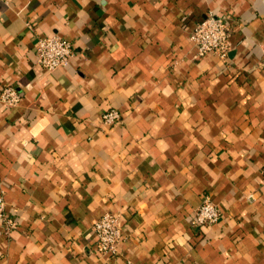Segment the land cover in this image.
I'll use <instances>...</instances> for the list:
<instances>
[{
  "label": "crops",
  "instance_id": "0c3cea01",
  "mask_svg": "<svg viewBox=\"0 0 264 264\" xmlns=\"http://www.w3.org/2000/svg\"><path fill=\"white\" fill-rule=\"evenodd\" d=\"M208 13L226 59H195ZM73 43L48 71L39 37ZM0 264H264V0H0ZM117 109L122 120L104 125ZM220 209L195 225L206 197ZM123 218L116 254L93 223Z\"/></svg>",
  "mask_w": 264,
  "mask_h": 264
},
{
  "label": "built area",
  "instance_id": "2783aa9c",
  "mask_svg": "<svg viewBox=\"0 0 264 264\" xmlns=\"http://www.w3.org/2000/svg\"><path fill=\"white\" fill-rule=\"evenodd\" d=\"M235 21L222 15L208 13L194 27L190 39L195 45V59L215 53L226 59L231 49V36L237 29ZM73 43L60 35L42 36L38 38L36 55L38 63L48 71H54L67 65L74 56ZM22 99L21 93L14 87L0 89V102L8 107L17 106ZM122 115L117 109H108L102 115L104 125H115L121 122ZM262 185L264 187V168L262 169ZM220 209L208 196L195 211L193 224H213L220 219ZM17 222L5 211V203L0 198V228L10 233ZM93 231L97 237V251L100 254H116L122 242L123 218L120 213H105L93 223Z\"/></svg>",
  "mask_w": 264,
  "mask_h": 264
}]
</instances>
